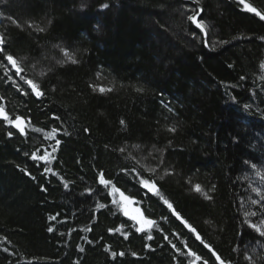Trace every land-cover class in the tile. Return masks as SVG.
<instances>
[{"label": "trees", "instance_id": "trees-1", "mask_svg": "<svg viewBox=\"0 0 264 264\" xmlns=\"http://www.w3.org/2000/svg\"><path fill=\"white\" fill-rule=\"evenodd\" d=\"M246 5L264 14V0H0V107L27 123L0 120V264H218L203 243L264 264L246 223L264 220V19ZM101 172L156 221L152 239Z\"/></svg>", "mask_w": 264, "mask_h": 264}, {"label": "snow or ice", "instance_id": "snow-or-ice-1", "mask_svg": "<svg viewBox=\"0 0 264 264\" xmlns=\"http://www.w3.org/2000/svg\"><path fill=\"white\" fill-rule=\"evenodd\" d=\"M198 3V0H197ZM240 3L243 4L244 0H240ZM104 7H107V5H104ZM246 7L248 8L249 11L254 12L256 15L260 16L261 19H264V14L258 12L255 8L246 5ZM200 15V13L197 11L194 15L189 16L188 19L190 21H192L193 23H196L197 27L201 28L202 30L205 29V25L204 23L198 19V16ZM39 31H44V29H39ZM206 34V31H205ZM4 44V39L3 36L0 35V45ZM3 51V48L0 47V52ZM65 52V56H66V60H62L60 61V63H66V62H71V63H77L78 61L75 58V54L74 53H69L68 50H64ZM7 61L12 65L13 68L16 69V73L19 74L21 72L24 71L23 68L20 67L19 62L11 55H7L6 56ZM264 66V65H262ZM43 75V73H42ZM21 79L25 81V83L27 85L30 86L31 90L37 95V96H41L43 95V93L39 90V85L37 83H35L33 80L31 79H25L23 76H21ZM262 79H264V77H262ZM93 90L94 91H99L101 93L104 92H110L112 91V88L110 87H103V86H98V85H93ZM22 90V89H21ZM137 91H143V89H137ZM27 94V93H25ZM2 99V98H0ZM249 107L248 105H245V108ZM0 118L6 120L9 124H13L21 133H25V124L26 122L24 121V118L22 117H16L15 120H13L12 118L9 117L8 113L5 111V109L3 107H0ZM121 123L123 124V121H121ZM57 130L53 129L52 132L50 133V135H54L55 132ZM169 131L175 132L176 129L175 128H171L169 129ZM9 136L12 135L11 132L8 133ZM57 143H59V141H57ZM121 151L123 152L124 149H121ZM48 155V154H46ZM46 156H37L35 153L32 154V159L33 160H45ZM138 163V162H137ZM252 167H256V165H252ZM148 172H155L154 168H148L146 169ZM45 171H49V169H45ZM122 171H128V170H122ZM131 172H135L136 176L138 178V183L144 188L146 189L148 192L153 193L154 195L160 197V199L163 200V202L168 206L169 209H171L173 211V213L180 218L181 220H183L182 217H180V214L178 212H176V210L173 208L172 204L163 197L162 193L160 192L159 188L156 185V182L154 179H149V178H144L143 176L140 175L139 172H137L136 168L133 167L131 170ZM258 175H260L259 172H257ZM262 179H264V176L261 177ZM99 184L103 185L105 189L108 190V194L112 197L111 203L114 205L119 206L120 208L124 209V215L129 216L130 219L136 221V224L139 225L138 227H136V225H133V227L136 228L137 232H149L148 235V239H152L151 235H150V231L152 229L153 226H157L156 221H153L151 219H148L147 217H145L143 215V213L140 211L139 208H137L136 211V215H133L132 213H130L127 208L126 205L127 204H132V203H139L138 201H135L133 198L128 197L125 195V193L123 191H121L120 188H118L111 180L106 179L104 176V173H100L99 174ZM65 187H67V183H65L64 185ZM195 190L197 192H201V186L200 185H196L195 186ZM89 191H91V189H89ZM259 191V190H256ZM206 199H211L210 196H208V194L205 192L203 193ZM252 203L254 204H259L260 201H252ZM99 208H103L106 207V205L100 204L98 205ZM257 215V213L255 212H245L244 216L247 218L249 216H255ZM50 219H55V217H50ZM183 223L190 229V231L192 233H195L196 238L198 240H201V242L203 243L199 233L196 231L195 228H193L190 224H188V222L186 220L183 221ZM246 223L248 224V226L255 230L256 233L259 234V236L264 237V220H261L259 224L257 223H253L251 220H247L246 219ZM49 231H52V228L48 229ZM117 231H119V229H117ZM127 238V237H126ZM173 247H175V245H173ZM205 247L209 248L211 250V246L210 245H205ZM83 249H81L82 251ZM177 251H180L179 249H177ZM212 251V255L214 256L215 260L219 262V264H231V262H226L224 259L221 258V256L216 253L214 250ZM189 254L192 257H195V260H201L202 258L200 256H198L195 252H192L191 249H189ZM113 256L117 255L116 253H112ZM120 255H123V253H120ZM133 255H135V253H133ZM247 259H251V257H247ZM203 264H208L207 260L203 261Z\"/></svg>", "mask_w": 264, "mask_h": 264}, {"label": "rangeland", "instance_id": "rangeland-1", "mask_svg": "<svg viewBox=\"0 0 264 264\" xmlns=\"http://www.w3.org/2000/svg\"><path fill=\"white\" fill-rule=\"evenodd\" d=\"M8 62V61H7ZM9 63V62H8ZM12 68V67H11ZM126 208H127V210L130 212V213H132L133 215H136L137 213H136V209H137V207L132 203V204H127L126 205ZM122 210H123V212H124V209L123 208H121ZM129 217V216H128ZM136 222V221H135ZM139 226V225H138Z\"/></svg>", "mask_w": 264, "mask_h": 264}, {"label": "water", "instance_id": "water-1", "mask_svg": "<svg viewBox=\"0 0 264 264\" xmlns=\"http://www.w3.org/2000/svg\"><path fill=\"white\" fill-rule=\"evenodd\" d=\"M9 65L12 67V65L9 63ZM12 69L14 70V72H16V69L15 68H13L12 67ZM30 87V86H29ZM30 90H31V88H30ZM32 91V90H31ZM33 92V91H32ZM33 95L37 98L38 96L33 92ZM0 120H4V119H2V118H0ZM25 121V120H24ZM26 122V121H25ZM13 126V129L14 130H16L19 134H21V135H23V134H25V133H21L14 125H12ZM25 127H26V124H25ZM26 131V130H25ZM201 237V236H200ZM198 240V239H197ZM198 241H200V240H198Z\"/></svg>", "mask_w": 264, "mask_h": 264}, {"label": "bare ground", "instance_id": "bare-ground-1", "mask_svg": "<svg viewBox=\"0 0 264 264\" xmlns=\"http://www.w3.org/2000/svg\"><path fill=\"white\" fill-rule=\"evenodd\" d=\"M34 97H35V96H34ZM201 239H202V238H201ZM199 242L202 243L201 240H200ZM203 244H204V246H205V245H209V244H207V243H203ZM206 248H207V247H206ZM207 249L210 250L209 248H207ZM211 250H212V248H211ZM211 250H210V251H211ZM211 252H212V251H211ZM217 263L219 264L218 261H217Z\"/></svg>", "mask_w": 264, "mask_h": 264}]
</instances>
